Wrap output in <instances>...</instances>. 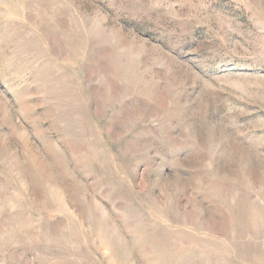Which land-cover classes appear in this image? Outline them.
Returning a JSON list of instances; mask_svg holds the SVG:
<instances>
[{
  "label": "rangeland",
  "instance_id": "1",
  "mask_svg": "<svg viewBox=\"0 0 264 264\" xmlns=\"http://www.w3.org/2000/svg\"><path fill=\"white\" fill-rule=\"evenodd\" d=\"M0 264H264V0H0Z\"/></svg>",
  "mask_w": 264,
  "mask_h": 264
}]
</instances>
